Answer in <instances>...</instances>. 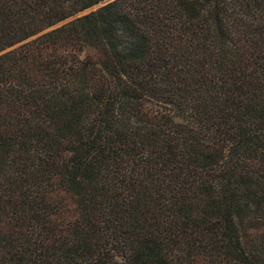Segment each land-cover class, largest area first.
Returning <instances> with one entry per match:
<instances>
[{"label": "trees", "instance_id": "16d2710c", "mask_svg": "<svg viewBox=\"0 0 264 264\" xmlns=\"http://www.w3.org/2000/svg\"><path fill=\"white\" fill-rule=\"evenodd\" d=\"M0 264H264V0H0Z\"/></svg>", "mask_w": 264, "mask_h": 264}]
</instances>
